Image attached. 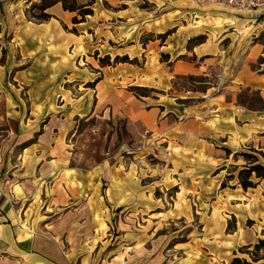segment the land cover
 <instances>
[{"label": "crops", "instance_id": "crops-1", "mask_svg": "<svg viewBox=\"0 0 264 264\" xmlns=\"http://www.w3.org/2000/svg\"><path fill=\"white\" fill-rule=\"evenodd\" d=\"M32 2L39 0H0V264H123L118 236L112 241L96 218L110 205L134 203V190L115 183L128 182V171L115 165L86 170L70 164L68 137L79 116H124L165 147L171 171L178 172L173 206L186 198L177 217L197 203L202 213L216 202L238 217V229L227 234L235 237L256 207L264 212V199L256 206L244 195L255 188H220L226 169L217 172L230 158L225 148L235 152L254 143L264 149V111L237 102L247 87L264 98V11L194 0L183 9L184 0H164L153 18L144 9H94L74 26L61 4L48 10V22L28 20ZM70 24L77 33L65 30ZM144 32L171 34L144 48ZM95 53L144 57V63L101 67ZM212 73L222 84L205 91L176 87L177 75ZM131 86L157 91L138 96ZM187 250L173 248L184 257L170 264H214L213 257ZM135 251H127V264L139 262Z\"/></svg>", "mask_w": 264, "mask_h": 264}, {"label": "rangeland", "instance_id": "rangeland-1", "mask_svg": "<svg viewBox=\"0 0 264 264\" xmlns=\"http://www.w3.org/2000/svg\"><path fill=\"white\" fill-rule=\"evenodd\" d=\"M129 1L97 0V5L94 6V9L97 13L99 10H103L106 13V11L111 12L113 10L138 11L144 9L153 18L160 14L158 5L164 0H138L136 3ZM185 1L183 9L187 7ZM31 4L27 9L30 8ZM66 27L67 29L64 28L68 31L74 28L71 24ZM140 40L145 48L146 44L151 40L160 39H158L156 34L144 32ZM261 40L264 42V37ZM161 42L160 40L159 43ZM96 54H94L95 58ZM101 57L104 56L98 53V58ZM114 58H111L112 62ZM184 58L192 62L197 61L196 58L191 56ZM138 61V66L143 65L144 57H139ZM140 82L145 81L141 80ZM175 84L180 89H204L209 85L212 87L222 84V80L212 73L210 78H205L201 83L194 82L188 77H182L175 78ZM144 93L151 95L152 91L147 90ZM143 133L140 127L129 125L128 119L124 116H110V114L103 116L98 114L76 117L74 128L68 137L70 164L72 166L91 170L100 164H106L108 168H110V165H115L121 171H128V174H126L128 182L119 178V181H115V183L119 185L128 184L133 188L134 203L122 209H117L115 206L110 205L104 216V218L107 217L109 220L108 225L101 216L98 219L96 218V222L103 223L100 229H102L104 234L113 235L112 241H115L116 236H118L115 245H118L120 250L122 263L127 264L124 261V257L128 256L130 253H127V251L130 252L133 248L136 249L135 254L140 256V258L139 262L131 264H170L173 261H179V259L184 257L182 256L184 253L172 251L173 248H184L191 250V252L193 251L192 249L198 250L200 254L213 257L214 264H232L235 256L250 259L239 248L254 243L259 237H262L264 212L256 207V213H250V217L241 222V229L235 237L227 234L233 233L238 229V217L227 212L226 207L222 208L216 202L207 204L202 213L200 212V204L198 206L197 203L194 205L193 210H189V215L177 217L176 215L183 211L180 203L186 199L185 196L179 194L182 197L175 203V207L173 206L174 198L178 191V187L174 185L176 182L175 176L178 175V172L173 171L174 169L171 171V163L165 147L152 142L148 137L149 134ZM251 148L261 150L254 143H246L245 146L235 152H250ZM235 152L230 154L229 160L223 166L232 169L231 164L239 166L244 164L245 161L242 157L236 160ZM256 154L263 161L262 156L258 152ZM220 170L217 169V172ZM226 174L227 170L224 171L221 183L225 179ZM255 180L259 184L255 189H250L249 194L240 192L250 198L252 197L254 203L258 206L261 204L259 200L264 199V179ZM106 182H109L107 171L103 176L104 187L107 188ZM233 184H237V179L229 180L228 185L230 186L227 187H231ZM129 189L131 190V188ZM250 206L252 208L251 204L248 205V208ZM233 215L236 217L235 220ZM225 223L226 227L223 229ZM229 223L232 226H236L234 231H227ZM123 230H127V232L129 231L132 234L127 233L124 237L122 235L124 233ZM254 239L255 241L253 242ZM187 255L189 256L188 253ZM198 258L201 260V257ZM205 259L207 260V258ZM199 264L202 263L199 262Z\"/></svg>", "mask_w": 264, "mask_h": 264}, {"label": "trees", "instance_id": "trees-1", "mask_svg": "<svg viewBox=\"0 0 264 264\" xmlns=\"http://www.w3.org/2000/svg\"><path fill=\"white\" fill-rule=\"evenodd\" d=\"M97 0H39V2H34L31 4L30 8L26 10V17L30 21H34L37 23H45L52 19V15L48 13V10L54 7L57 4H61L64 11H68L74 14L72 18V22L75 25H79L81 23L86 22L88 17L94 15V6L96 5ZM67 29V27H65ZM72 33H77L76 28L74 27L70 30ZM171 32L165 33L163 35H158V39L164 41V39L170 35ZM262 38L264 35L261 36ZM260 37L259 40L262 38ZM200 42L201 38H197L192 42ZM162 61H168L169 56L162 54ZM96 58L99 60V64L101 67H115L118 64H131V65H139L138 58L130 59L127 55L125 56H116L114 61H111V57L106 55L104 57L98 58V53L96 54ZM188 77L194 82L201 83L205 78L208 79L210 76L203 75H177L176 78ZM207 81V80H206ZM208 83H210L208 81ZM212 84V83H211ZM211 87V85L206 86L204 89H192L195 91H205L207 88ZM130 89L134 91L138 96H147L144 91H157L154 88H148L144 86H131ZM237 102L239 105H242L250 110L256 111H264V98L259 90H252L250 88H242L237 94ZM226 152L230 155L232 151L229 148H225ZM258 152L260 156L256 154ZM236 160H239L240 157L244 159V164L242 165H232V169H229L227 166H222L220 169H226L227 174L225 179L221 183V188H225L228 185L229 180L237 179V184H233L231 187H235L237 185L241 186L244 190H248L249 188H255L259 184V182L255 179H264V149L257 150L255 148H251L250 152L242 151L235 152ZM233 219L236 217L233 215ZM251 221V220H250ZM236 226H232L229 223L227 231H234ZM239 250L245 254H247L250 259L246 257L235 256L232 260V264H264V229L262 231V237H259L256 242L251 243L249 245H245L240 247ZM236 254V252H235Z\"/></svg>", "mask_w": 264, "mask_h": 264}, {"label": "built area", "instance_id": "built-area-1", "mask_svg": "<svg viewBox=\"0 0 264 264\" xmlns=\"http://www.w3.org/2000/svg\"><path fill=\"white\" fill-rule=\"evenodd\" d=\"M199 4H216L239 11H264V0H194Z\"/></svg>", "mask_w": 264, "mask_h": 264}]
</instances>
